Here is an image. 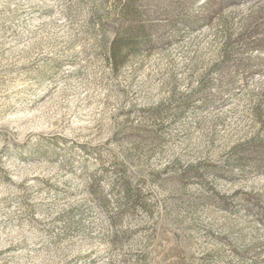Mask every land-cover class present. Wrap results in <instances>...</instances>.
Returning a JSON list of instances; mask_svg holds the SVG:
<instances>
[{"label":"rangeland","instance_id":"374dc122","mask_svg":"<svg viewBox=\"0 0 264 264\" xmlns=\"http://www.w3.org/2000/svg\"><path fill=\"white\" fill-rule=\"evenodd\" d=\"M0 264H264V0H0Z\"/></svg>","mask_w":264,"mask_h":264},{"label":"trees","instance_id":"16d2710c","mask_svg":"<svg viewBox=\"0 0 264 264\" xmlns=\"http://www.w3.org/2000/svg\"><path fill=\"white\" fill-rule=\"evenodd\" d=\"M138 29L142 33L145 32V29H143V26H140ZM117 54H118V51L116 49V44H115L111 48V55H112V57H117Z\"/></svg>","mask_w":264,"mask_h":264}]
</instances>
